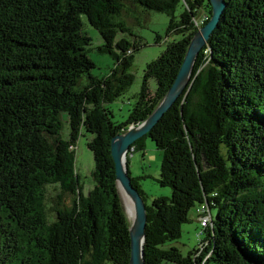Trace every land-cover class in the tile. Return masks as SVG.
Masks as SVG:
<instances>
[{
  "label": "trees",
  "instance_id": "trees-1",
  "mask_svg": "<svg viewBox=\"0 0 264 264\" xmlns=\"http://www.w3.org/2000/svg\"><path fill=\"white\" fill-rule=\"evenodd\" d=\"M127 2L170 20L166 49L147 63L129 117L117 122L107 104L134 83L140 47L118 38L134 35L116 20ZM225 2L191 82L132 145L145 150L147 138L155 142L163 151L157 181L172 189L146 203V264H264V0ZM83 15L104 39L97 51L116 60L105 77L92 74ZM211 15L210 0H0V264L128 263L129 220L111 141L155 110L178 75L195 21ZM174 33L182 37L169 41ZM85 132L95 161L87 195L76 169ZM132 182L145 199L139 178ZM205 204L217 214L202 226L200 246L183 255L173 243L190 211Z\"/></svg>",
  "mask_w": 264,
  "mask_h": 264
},
{
  "label": "rangeland",
  "instance_id": "rangeland-1",
  "mask_svg": "<svg viewBox=\"0 0 264 264\" xmlns=\"http://www.w3.org/2000/svg\"><path fill=\"white\" fill-rule=\"evenodd\" d=\"M183 11L180 6L177 10L179 17ZM83 19V32L91 37L89 55L95 61L96 67L92 69V74L98 77H105L111 72L115 66L116 60L111 54L100 53L97 47L104 43V39L100 32L93 27L85 15ZM117 21H123L134 33L131 36L129 33L123 34L120 32L118 38L126 36L131 41H137L140 47L135 51V59L132 66V72L135 75V81L127 92L120 99L108 103V107L113 113V120L117 122L125 121L137 101L138 93L142 89L144 80V70L147 63L156 59L166 49L167 37L166 31L170 17L164 13L152 9H146L140 4H132L127 2L124 12L116 17ZM157 35L162 36V40L157 42ZM181 34H171L169 41L179 40ZM87 77H84V81ZM149 88L152 91L156 89L155 79H150ZM131 126V125H130ZM69 135V124L63 115L62 136L67 138ZM91 138L90 133L85 132L79 139L76 150V169L80 175V182L83 186L85 195L94 186L92 172L95 168L94 154L88 147V141ZM145 150H136L129 153V170L132 177H138L142 191L144 192L145 201L148 205H152L153 199L156 197H171L172 189L169 186H162L157 181L160 176V166L163 159V151L158 149L152 139L147 138ZM57 187L50 185L48 187L49 196L54 197L57 193ZM122 197V196H121ZM123 205L125 208V202ZM126 209V208H125ZM126 211V210H125ZM127 214V213H126ZM213 217L217 212L212 210ZM202 229L201 221L197 217L196 209L190 211V220L182 225V236L176 240L173 245L178 247L183 255L198 248L201 244L203 235H200ZM105 264H113L107 261ZM165 264H175L167 262Z\"/></svg>",
  "mask_w": 264,
  "mask_h": 264
},
{
  "label": "water",
  "instance_id": "water-1",
  "mask_svg": "<svg viewBox=\"0 0 264 264\" xmlns=\"http://www.w3.org/2000/svg\"><path fill=\"white\" fill-rule=\"evenodd\" d=\"M210 3L212 6L210 19L194 33L178 75L158 106L145 120L116 134L111 141V152L115 162L119 190L125 192L135 208L134 220L131 222L128 218L131 252L127 264H146L144 244L148 215L146 201L138 188L133 185L126 158L129 151L133 149L134 142L152 130L191 82L197 57L218 26L226 7L225 0H210Z\"/></svg>",
  "mask_w": 264,
  "mask_h": 264
},
{
  "label": "built area",
  "instance_id": "built-area-1",
  "mask_svg": "<svg viewBox=\"0 0 264 264\" xmlns=\"http://www.w3.org/2000/svg\"><path fill=\"white\" fill-rule=\"evenodd\" d=\"M205 20H207L206 17L202 18L201 20H196V26L198 27V29L200 27H202L205 24ZM207 22V21H206ZM139 124V123H137ZM135 124H132V126ZM197 217L200 219L201 221V225L206 227L208 225H210L212 223V214H211V210L208 208V206L205 205H201L198 207L197 209Z\"/></svg>",
  "mask_w": 264,
  "mask_h": 264
},
{
  "label": "bare ground",
  "instance_id": "bare-ground-1",
  "mask_svg": "<svg viewBox=\"0 0 264 264\" xmlns=\"http://www.w3.org/2000/svg\"><path fill=\"white\" fill-rule=\"evenodd\" d=\"M120 193H121V196H122V200H124V202H125V208H126L125 210H126L127 216L130 219V221L132 222L134 220V218H135L134 205H133L132 201L129 199V197L125 194V192L123 190H120Z\"/></svg>",
  "mask_w": 264,
  "mask_h": 264
},
{
  "label": "clouds",
  "instance_id": "clouds-1",
  "mask_svg": "<svg viewBox=\"0 0 264 264\" xmlns=\"http://www.w3.org/2000/svg\"><path fill=\"white\" fill-rule=\"evenodd\" d=\"M137 124V123H136Z\"/></svg>",
  "mask_w": 264,
  "mask_h": 264
}]
</instances>
